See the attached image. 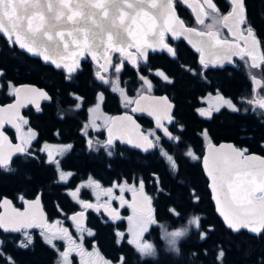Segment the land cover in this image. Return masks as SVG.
Here are the masks:
<instances>
[{
    "label": "snow or ice",
    "instance_id": "1",
    "mask_svg": "<svg viewBox=\"0 0 264 264\" xmlns=\"http://www.w3.org/2000/svg\"><path fill=\"white\" fill-rule=\"evenodd\" d=\"M191 8L195 14L196 21L204 25V17H211L212 24L206 25L207 31H197L195 28H187L184 21L175 14V0H0V35H3L12 47L19 46L20 49L26 50L28 53L42 57L43 62L55 65L57 69L67 70L65 79L72 83L75 74L81 69L79 60L86 54H90L93 60L99 63L102 57L104 64H99V71L94 73V78L103 85H111L110 90L119 93L123 98L122 102L131 113L146 112L154 117L155 127L152 130H142L140 125L136 123L132 115H124L111 120L110 126L107 128L108 138L102 143L107 150L109 156L113 155L112 149L117 139L148 152L155 149L160 140L155 133L157 130L169 139L180 142L179 137H173L169 132V128L165 126L178 124L174 116L176 107L168 97L150 98L148 95H139L141 91L150 92L153 88L151 81L144 75H138L140 88L137 89L138 98L129 97L126 87H120L118 75L116 79L109 80L102 75L101 72H107L105 65L112 67L115 74H119L123 70V61L130 62L134 67L138 66L140 61L146 65L149 50L152 52L164 51L170 54L173 59L177 58L176 49L166 42V35L170 34L173 41L184 37L187 43L193 47L199 54V64L201 72L188 68L187 71L193 75H199L201 79L206 80L204 72L209 66L224 67L233 63L234 57L245 60L250 59L249 78L253 83V92L264 88V80L256 79L252 73V69H259L264 72V51L258 49L264 47V42L257 39L256 30L247 16L245 0H229L230 8L227 13H221L214 0H196V3H190V0H179ZM216 25L226 28L232 34L233 40L221 38L218 31H214ZM243 26V27H241ZM240 41L241 43H237ZM134 49V51H130ZM111 53H119L121 57L120 64H113ZM152 70L149 69V72ZM157 76L163 77L164 81L169 84L175 83L162 71L155 73ZM4 72L0 69V77ZM9 95H15L17 103L9 106L7 115L6 110L0 108V174L19 175L22 179L30 181L32 177L25 173H21L19 169L11 166L13 156L19 154L25 163L41 162V156L45 157V163L55 165V170L59 180L64 181L66 174L60 168V160L57 156H63L70 153L73 144L50 146L44 143L40 147L34 148V143H38V133L28 128L27 133L22 131L21 125H27L28 120L19 115L18 109L22 106L19 96L20 89L13 85L11 81L7 82ZM4 87L0 84V89ZM222 87V86H220ZM38 93L39 97L45 100H51L43 90H32ZM73 99L78 101L74 109L79 110L83 107V98L73 95ZM103 93H99L98 101L102 102ZM217 104L208 110L197 109L199 115L212 118L213 112H220L221 109H227L232 113L247 112L248 109H241L230 98L223 95L218 87L216 90ZM36 104L35 100L31 101ZM252 106V111L256 108L264 109V97L247 100ZM132 105H135L132 107ZM37 111H40L39 104H36ZM89 111L93 114L99 112V103ZM57 115L60 119H64V114L57 107ZM5 124H11L19 136L20 143L12 147L10 142L7 152L4 150V142L7 137L4 136L3 128ZM183 131V125H179ZM99 130L93 119L90 123L82 126L81 135L87 137L88 131ZM59 135V133H57ZM202 138L208 139V151L203 155L202 164L206 175L210 179V188L213 192V199L217 205V211L223 218L226 226L234 232L240 230H248L253 234H264V157L255 154H249L247 148H238L232 144H221L218 147L212 144L211 137L207 130L200 133ZM129 137L124 139V137ZM132 137L141 143H134ZM151 137V139H150ZM89 147H93V141L87 140ZM53 149L56 155L53 154ZM171 162L173 173L178 171L179 164L172 155L162 153ZM187 157L194 160H200L201 157L196 156L189 149L186 153ZM72 173H67L71 176ZM153 180L157 182L156 191L159 194L171 198V192L165 191L163 182L158 176H153ZM94 191L97 200L101 196L107 197V202L100 205H93L88 202L78 201L84 209H94L99 212L101 208L107 213L109 220H102L106 224L108 222H116L121 219L119 211L111 208V201L118 200L120 206L128 204L124 199L125 190L130 191L133 197L139 192L140 199L143 204L133 203L128 205L132 208L133 215L127 219L131 224L129 233L131 239L129 244L134 245L139 252L143 254H155L150 243L144 242L142 236L148 231L149 226L156 223L154 210L151 207L152 199L144 194L145 183L141 178L138 188L127 184H113L112 187L102 188L97 181L90 180L87 185ZM119 188L121 195H114V188ZM80 189L77 188L71 192L73 197H79ZM190 195L194 193L190 192ZM19 199L23 201V196ZM199 197L196 196L193 203H198ZM39 204L37 198L35 204L30 203V207ZM0 206L4 207V211L0 212V229L5 232H20L25 240H22L20 246L28 247L33 242V236L29 229H41L40 236L46 244L59 252L56 248V240H66L68 247L65 251L59 252V258L56 264H71L69 256L75 252L81 257V264H86L83 260L85 256H99V251L93 244V251L87 252L83 248V239L85 234L88 237L96 236L93 229H89L81 224L80 218L84 217V213L80 212L71 217L75 221V227L80 234V244L72 240L68 230L65 228H54L53 225L47 223L46 220L41 221L35 213L31 211L21 212L11 206V201L3 198ZM169 211L175 213L174 209ZM200 217H194L191 223L199 227ZM59 224V222H57ZM208 231H214V226H209ZM173 236H179L181 233H173ZM117 243L119 244L125 233L117 232ZM201 239L206 238V233H201ZM3 241L0 240V257L4 256L2 251ZM206 254V253H205ZM195 255V254H194ZM224 256L221 250L218 259ZM9 264H15L11 257H5ZM104 264H112L111 261H104ZM119 264H126L123 257L120 258ZM264 264V261L261 262Z\"/></svg>",
    "mask_w": 264,
    "mask_h": 264
},
{
    "label": "flooded vegetation",
    "instance_id": "2",
    "mask_svg": "<svg viewBox=\"0 0 264 264\" xmlns=\"http://www.w3.org/2000/svg\"><path fill=\"white\" fill-rule=\"evenodd\" d=\"M215 1L217 0H214V2ZM216 5L218 8L219 6H221L218 4ZM229 7L230 6H228L227 10L229 9ZM186 18H188V16H186ZM206 18L207 17L204 18V21ZM210 19L212 18L210 17ZM195 23L199 24L194 20L193 16L190 21L188 20L187 22H184V24L187 26H193L198 29H202L194 25ZM223 30L224 33L222 31L220 32L219 30L216 31H218L221 38L232 39L231 37H229L227 31L224 28ZM166 42L170 44L174 49H177V60L167 61V59H165L163 56L168 58L171 57L164 51L152 52V50H149V56L146 65L143 61H140L138 63V66L134 67L131 63L125 60L123 61V65L125 63V77H120L122 71L117 75L121 82L120 87H126L129 97H138L137 89L140 88V82L137 77L138 75H144L151 81V83L153 84V88L150 92L141 91L139 95H165L173 104L176 105L173 111L178 124L168 125L165 121V126L169 128V132L172 133L173 137H179L181 140L182 137L189 135L188 129L187 127H185V123L187 122V120L185 122V119L188 111L187 113H185V111H183L182 109L190 110V114L193 115V118L195 119L197 118L203 121H210L212 119L199 115L197 111V109L208 110L205 106L206 104L203 101V98L208 94H216L217 89L210 90L207 88L208 85L214 83V81L210 77H208L210 73L209 70H222V72L224 73L222 79L224 80L225 84L222 82L223 91L221 92L225 97L230 98L233 103L237 105V107H240L239 104H248L247 100L264 97V88L258 89L256 91L259 92L260 95L253 92V83L248 75L250 62L247 57L245 58V60H241L239 57H234L233 63L228 64L224 67L210 65L209 68L204 72V75L206 76L205 80L201 79L199 75H193L192 73L187 71L188 68H191L197 73L201 72V65L199 64L197 59V52L193 51L182 38L173 41L171 36L167 34ZM238 42L241 43L240 41ZM5 43H8V41L3 35H0V45ZM188 49H190L195 54L189 52ZM260 51H262L261 48ZM114 55L112 56V63L120 64V55L117 54L120 59L116 61H114ZM30 57L31 56H29L28 58ZM160 57L162 59H159ZM33 58L38 60L44 66H49L57 71L59 70L56 67L43 63L37 57L30 58V62H32ZM91 64L94 63L91 61ZM95 66L97 67V71L98 66ZM149 69H151L152 71L149 72ZM62 71L64 75H66V72L64 70ZM110 71L112 74H115L112 68ZM157 71H162L170 79H173L175 83H167L166 81H164L163 77L157 76L155 74ZM234 71H244V73L248 76L247 79L249 81L250 90L248 95L244 97L231 96L229 74L230 72L233 73ZM251 71L256 79L264 80V72H261L259 69H252ZM92 75L94 78V72ZM8 81H11L16 87L21 84H34L38 87L43 88L48 96L52 98L50 92L47 90L46 86L43 85V83H41V85L39 86L35 84L36 82H33V80H25L22 78H19L16 83L9 78H5L4 75L3 77H0V84L4 85V87L0 89V94L9 95L6 91ZM95 82H97L98 85L83 83V86L85 88L84 90L80 91H75L74 89L70 91L69 89H65L61 92L55 89L57 93L61 92L63 96L66 93L68 99L62 101H53L52 99L41 101L37 103L40 106V111H37L36 105L34 106L30 104L26 105L21 110L22 117L28 120L27 125H21L22 131L24 133H27L28 128H31L36 133H38V143H34V148L40 147L44 143H47L50 146L66 145L71 143L74 145V147L72 148L70 153L63 156H57V159H59L61 162L60 168L66 174V179L64 181L59 180L58 174L55 170V165H49L44 162L45 157L43 155L41 156V162L39 163H25L22 157L19 156V154L14 156L11 166L13 168L19 169L20 172L22 170H33L37 172L39 171L41 176H39L40 178L38 182L40 183H33L28 188L27 184H30V181L26 182L27 192L25 193L24 190L21 189L22 183L19 185L15 184V186L7 190V187H5V179H7L6 174H0V201L2 197L7 196L10 198L13 207L17 208L18 210H23L24 202L28 199L34 198L39 193L42 208L44 211V220H46L48 224L53 225L54 228L62 227L67 229L72 240L76 241L77 244L81 243L80 234L75 227V221L71 219V217L80 212H83L84 221H80L81 224L89 229H93L96 232V236L94 237V239L92 237H88L85 234L83 239V248L87 252H92L93 244H95L96 248L99 251L98 257L95 255H93L92 257L85 256L83 260L86 262V264H104V261H111L112 264H119L121 257L124 258L126 264H144L140 260L148 258L151 254H143L139 252V250L134 245L128 243V240L132 237L129 233L131 224L127 219L129 216L133 215L132 208L128 205L133 203H139L142 205L143 201L138 200L137 202H133L134 197L132 193L125 190L123 196L124 199L128 201V204L121 207L118 200L111 201V208L119 211L121 219L114 223L108 222L104 224L101 221L109 220V217L102 208L99 212L95 211L94 209H84L78 201L88 202L93 205H100L107 202V197L101 196L99 200H97L96 195L91 188L81 186L87 185L89 181L92 180L99 182L102 188L112 187L114 183L123 184L125 182H127L129 186L138 188L139 181L142 178L145 183L144 194L152 199L151 207L154 210V217L156 220L162 215L154 200V194L158 185L157 182L153 180V176H158V174L149 170L150 167H153L154 169L156 168L152 166V164H146L145 166H140L138 164H126L123 163L121 158L126 155L146 154L154 151L155 155H159L165 161L171 163L167 160V157L165 155H162V153H167V155H172L173 157L176 155V153L173 152L174 149H171V147L168 148L169 141L174 139L166 138L161 132L156 131L155 135L160 137V140L157 143V147L146 153L135 150L126 144L119 143L116 140L114 143V148L112 149L113 155L109 156L103 144L96 142H104L107 140L105 127L107 126L110 118L113 115L123 111L130 112V110L124 106L122 102L123 98L119 95V93H114L110 90L111 85H101L102 83L97 81V79H95ZM44 83H46L47 85H51L50 81H45ZM69 93L78 95L83 98L84 103L82 108H80L79 110L69 111L70 109H74L76 103L78 102L74 100L73 96H70ZM99 93L104 94L102 102L98 101ZM9 96L10 98L8 101L12 99V95ZM98 103L99 111L107 116V120L105 123H103L100 119L95 118V123L99 130L90 129L88 131L87 137H85L81 135L80 130L83 125L90 123L93 120H90V117L88 116L89 109L93 108ZM57 107H59L61 112L64 114V119H60L59 116H54V114L57 113ZM258 109L262 112V114L256 120V124L258 125L259 129L264 130V109ZM222 110L224 112H230L227 109H221V111ZM215 114L216 112H213L212 117ZM134 116L140 123L141 129L145 130V132L154 129L152 122L145 116L140 114H135ZM215 123L216 122H213V126L215 125ZM179 125H183V131H181ZM205 129L210 136V132L207 126H202L199 132L201 133L202 130ZM4 130L8 134V137L12 143L20 141L19 136L21 135V133L17 132L14 127L5 125ZM190 132L191 133L189 136L192 139L193 136L197 134L196 127L193 126ZM57 133H59V135H57ZM210 137L211 141H213L212 136ZM89 139L93 141V147L88 146L87 140ZM204 139L208 142L207 138ZM260 145L262 148H264V143L261 142ZM239 147H241L242 149L247 148L248 152H254L251 151L248 146ZM188 150L189 148L186 149V151ZM53 154L54 156L56 155L54 149ZM261 155H264V153ZM102 156L105 158L116 157V160L112 164H108L106 161L107 165L103 167L101 162ZM67 173H72V175L67 176ZM77 188L80 189L79 197L71 196L70 193L75 191ZM137 194H139V192ZM114 195H121L118 187L114 188ZM20 196H23V201L19 199ZM57 222H59V224H57ZM156 226H158L157 220L156 223L150 225L148 231L143 234L142 239L144 242L150 243L152 245V232ZM28 231L33 236V242L29 244L28 247H22L20 246V243L22 240H25V238L22 236V233L5 232L0 229V240L4 242L2 245L4 256L0 258H3L5 260V264H9V261L6 260L5 257H11L15 264H19V258L28 257L30 255H34L42 259L41 264H56L59 258V252L65 251L69 246L66 240H56L55 243L56 248L59 249L58 252L56 249H53L48 244H46L41 238V229L33 228L29 229ZM117 232L125 233V236L119 244L117 243ZM8 238L10 240H13L14 244H8ZM17 249H29V252L23 254L22 252H17ZM69 260L71 261V264H81V257L75 252L70 254Z\"/></svg>",
    "mask_w": 264,
    "mask_h": 264
},
{
    "label": "trees",
    "instance_id": "3",
    "mask_svg": "<svg viewBox=\"0 0 264 264\" xmlns=\"http://www.w3.org/2000/svg\"><path fill=\"white\" fill-rule=\"evenodd\" d=\"M219 6L221 13H224L228 6V0L215 1ZM247 16L251 21L253 27L256 30L258 40L264 42V0H245ZM176 13L184 22L192 19L189 9L175 0ZM188 16V18H186ZM213 19L207 17L204 25H194L200 28L207 29L206 25L212 24ZM216 30L222 31L223 28L220 25H216ZM264 51V47L261 48ZM189 52L193 53L190 49ZM177 52V49H176ZM115 59L119 60L120 57L115 54ZM29 56L25 52L19 50L16 46L12 47L8 43L0 45V69L4 71V77L9 78L16 82L19 78L25 80H33L35 84L41 85L43 83L52 96L54 101H62L68 99L66 93L62 95V90L69 89L72 91L84 90L83 83L96 84L95 78H93V72L95 66L91 64L90 59L84 56L80 60V70L75 74L72 83H69L65 79V75L61 69L58 71L52 69L49 66H44L38 60L32 59L30 62ZM167 61L177 60V58H168L163 56ZM159 59H162L161 57ZM35 60V61H34ZM200 67V66H199ZM125 63L120 77H125L124 73ZM209 75L214 83L207 86L208 89L220 88L223 91L224 80L222 79L224 73L222 70L212 71L209 70ZM244 71L230 72V90L231 96L244 97L249 93V81L248 76ZM223 80V81H222ZM50 81L51 85L44 83ZM17 83V82H16ZM225 84V83H224ZM240 84V85H239ZM222 86V87H220ZM57 89L58 92L55 90ZM9 95L0 94V103L8 101ZM71 100V99H70ZM239 108L248 109L247 112L241 111L240 113L224 112L223 110L216 113L210 121H203L201 119L193 118L190 114V110L182 109L186 115L185 127H187L189 135L191 129L196 127L197 134L191 139L189 135L182 137L179 143L174 140H170L168 148L174 149L176 153L174 158L179 164V169L173 173L171 164L165 161L159 155H155L154 151L146 154H132L122 157L123 163L126 164H138L145 166L146 164H152L156 169L150 167L149 170L156 172L163 182L165 191L171 192V198L165 195L159 194L155 191L154 200L156 206L162 215L157 218V224L161 226L172 227L183 224L186 222L190 213L199 214L200 217L199 227L194 226L190 235L187 238L182 239L179 243L180 254L174 255L171 252H165L160 248V240L158 238L157 231L152 236V242L155 244L158 250V258H156V251L154 255H150L148 258L140 260L144 264H261L264 261V234L251 235L245 230L239 232H232L226 228L216 213L214 212L213 204L210 200V194L206 187V179L202 173L199 160L190 159L187 157L186 149H191L196 156H201L204 138L200 135V128L207 126L210 136L213 141L229 140L237 146H248L251 151L256 153H264V148L261 147V142L264 143V130L259 129L256 124V120L261 116L262 112L256 108V111H252V106L249 104H239ZM58 117L57 113L54 114ZM213 122H216L213 126ZM214 127V128H213ZM116 160V157L105 158L102 156V166L112 164ZM107 161V163H106ZM21 173L30 175L32 179L28 188L33 183H40L38 171L22 170ZM5 187L9 190L11 187L21 184V189L24 193L27 192V180H24L19 175L6 174ZM194 193V195H190ZM199 197L198 203H193L195 197ZM174 209L175 213L169 211ZM214 226V231L209 232V226ZM201 233H206V238L201 239ZM160 237V235H159ZM8 244H14L13 240L8 238ZM30 249V248H29ZM29 249H17L19 253L26 254ZM224 252V256L218 259L220 251ZM206 253V254H205ZM195 254V255H194ZM40 258L30 255L28 257L19 258V264H41ZM135 260V259H134ZM139 260V259H138ZM5 260L0 258V264H5ZM139 264V263H136Z\"/></svg>",
    "mask_w": 264,
    "mask_h": 264
},
{
    "label": "water",
    "instance_id": "4",
    "mask_svg": "<svg viewBox=\"0 0 264 264\" xmlns=\"http://www.w3.org/2000/svg\"><path fill=\"white\" fill-rule=\"evenodd\" d=\"M228 2H229V0H228ZM190 3H193V4H195L196 3V0H190ZM183 5H185V4H183ZM186 6V5H185ZM229 6H230V4H229ZM189 10H190V12H191V14H192V16H193V18H194V20L196 21V18H195V14L192 12V10H191V8H189L188 6H186ZM230 8V7H229ZM229 11V9L225 12V13H227ZM175 14L177 15V13H176V9H175ZM178 16V15H177ZM179 17V16H178ZM180 19H181V17H179ZM205 18V17H204ZM182 20V19H181ZM197 22V21H196ZM198 23V22H197ZM185 25V24H184ZM185 27H187V28H195L197 31H207V29L206 30H202V29H198V28H196V27H193V26H187V25H185ZM226 31H227V33H228V35H229V37H231L232 39H228V38H224V39H228L229 41H231V40H233V36H232V34L231 33H229L228 32V30L226 29V28H224ZM214 31H216V30H214ZM169 36H170V34H168ZM183 40H184V42L193 50V51H195V52H197L193 47H191L188 43H187V41H186V39L184 38V37H181ZM237 43H239L238 41H237ZM170 45V44H169ZM171 46V45H170ZM19 50H21V51H23V52H25L27 55H29V56H31V57H37V58H39L42 62H43V60H42V57H38V56H36V55H33V54H30V53H28L26 50H22V49H20L19 48V46H16ZM151 50V49H150ZM130 51H134V49H130ZM167 55H170V54H168L167 52H165ZM115 53H111V57L114 55ZM117 54H119V53H117ZM197 59H198V62H199V59H200V54L197 52ZM260 54V49H258V51H257V55H259ZM120 55V54H119ZM86 56L94 63V64H96L97 66H98V70L97 71H99L100 69H99V64H104L105 63V61H104V59L101 57L100 59H99V63L96 61V60H93L92 58H91V55L90 54H86ZM84 57V56H83ZM83 57H81L80 58V60L83 58ZM80 60H79V65H80ZM249 62H250V64H251V61H250V59H249ZM43 63H45V62H43ZM130 63V62H129ZM45 64H49V65H51V66H53V67H55V65H53V64H51L50 62H48V63H45ZM107 68H108V70H109V68H110V66L109 65H105ZM64 71L67 73V70L66 69H64ZM102 73H105V72H101V74ZM103 75V74H102ZM98 81V80H97ZM21 91H20V96H19V100H20V102H21V104H22V106L21 107H19V109H18V112H19V115L22 117V113H21V110L26 106V105H28V104H30V105H36L37 103H39V102H41V101H46L45 99H42V98H40L39 97V95H38V93H34L32 90L33 89H37V90H43L44 92H46L43 88H41V87H38V86H36V85H34V84H21V85H18L17 86ZM143 95H148L150 98H162V97H166L165 95H150V94H143ZM138 98V97H137ZM17 97L13 94L12 95V99L10 100V101H7V102H5V103H0V108H3V109H5L6 110V112H5V115H7V110L9 109V106H11V105H13V104H16L17 103ZM35 100V102H36V104H34V103H32L31 101L32 100ZM135 105H133L132 107H134ZM257 108H259V107H257ZM135 114H140V115H143V116H145L147 119H149L151 122H152V124H153V126L155 127V120H154V117H152V116H150L148 113H146V112H143V113H141V112H137V113H131V112H127V111H123V112H120V113H117V114H115V115H113L111 118H110V121H109V123L107 124V126L105 127V134H106V137L108 138V132H107V128H108V126H110V124H111V120H113V119H116V118H118V117H122V116H124V115H132V117H133V119L136 121V123L137 124H139L140 125V123L136 120V118H135ZM5 125H9V126H11V127H13L11 124H5ZM4 125V126H5ZM140 127H141V125H140ZM157 131H159V132H161L162 133V131H160V130H157ZM3 133H4V136H6L7 137V141H5L4 142V150H5V152H7V149H8V146H9V142H10V144H11V146L12 147H15V145H17V144H19L20 143V141H17L16 143H12L11 141H10V139H9V137H8V134L5 132V130H4V128H3ZM163 134V133H162ZM164 135V134H163ZM165 136V135H164ZM166 137V136H165ZM129 137H127V136H125L124 137V139L126 140V139H128ZM166 138H168V137H166ZM132 139H133V142L134 143H141L142 141H138V140H136V138L135 137H132ZM117 141L119 142V143H123V144H126V145H128V146H130L131 148H133V149H135V150H138V151H141V152H143V153H146V152H144L143 150H141V149H138V148H135V147H133V146H131V145H129V144H127V143H125V142H123L122 140H120V139H117ZM212 142V144H214L215 146H219V145H221V144H225V145H227V144H232V145H234L235 147H238V148H241V147H239V146H237V145H235L232 141H229V140H220V141H211ZM242 149V148H241ZM151 150H153V149H150L149 151H151ZM148 151V152H149ZM207 151H208V142L207 143H205L204 145H203V149H202V153H201V159L199 160V164H200V167H201V170H202V173H203V175H204V177H205V179H206V187H207V189H208V191H209V194H210V200H211V202H212V204H213V208H214V212L216 213V215L218 216V218L220 219V221L222 222V224L226 227V228H228L227 226H226V223H225V221L223 220V218L219 215V213H218V211H217V205H216V203H215V201H214V199H213V196H214V194H213V192L211 191V188H210V179H209V177L206 175V172H205V170H204V168H203V164H202V158H203V155L204 154H206L207 153ZM249 154H255V155H258V156H262V157H264V155H261V154H258V153H254V152H248ZM16 155H18V154H16ZM16 155H14V156H16ZM13 156V157H14ZM3 198H7L9 201H11L10 200V198L9 197H7V196H4V197H2V199ZM37 198H39V204L38 205H35L34 207H30V203L31 204H35V202H36V200H37ZM2 199H1V201H2ZM138 200H140L141 201V199H140V195L139 194H137V196L136 197H134L133 198V202L135 201V202H137ZM11 206L13 207V205H12V203H11ZM98 206V205H97ZM13 208H15V207H13ZM17 209V208H16ZM103 209V208H102ZM5 209H4V207L3 206H1V210H0V212H3ZM104 210V209H103ZM19 211H21V212H24V211H31L32 213H35L36 214V216L41 220V221H44V211H43V208H42V204H41V200H40V194L38 193L34 198H32V199H28V200H26L25 202H24V208H23V210H19ZM77 215V214H76ZM77 219H80V221L81 222H83L84 221V217L83 218H80L79 216H77ZM229 229V228H228ZM231 230V229H230ZM242 230H244V229H242ZM232 231V230H231ZM246 232H248L249 234H251V235H256V234H253V233H251L250 231H248V230H245ZM232 232H234V231H232Z\"/></svg>",
    "mask_w": 264,
    "mask_h": 264
},
{
    "label": "clouds",
    "instance_id": "5",
    "mask_svg": "<svg viewBox=\"0 0 264 264\" xmlns=\"http://www.w3.org/2000/svg\"><path fill=\"white\" fill-rule=\"evenodd\" d=\"M199 214L190 213L186 222L176 226L175 228L172 227H165L164 225L161 226L160 230V237L164 245L165 252H171L174 255L180 254L179 243L182 239L187 238L190 235L192 228L195 226L193 221L194 217H198ZM173 233H181L179 236H173ZM153 250L156 251V258H158V250L156 249L155 244H152Z\"/></svg>",
    "mask_w": 264,
    "mask_h": 264
},
{
    "label": "rangeland",
    "instance_id": "6",
    "mask_svg": "<svg viewBox=\"0 0 264 264\" xmlns=\"http://www.w3.org/2000/svg\"><path fill=\"white\" fill-rule=\"evenodd\" d=\"M197 25H201V24H197ZM197 27H199V26H197ZM200 28V27H199ZM203 29V28H202ZM94 65V64H93ZM96 65V64H95ZM94 65V66H95ZM96 66H95V70H94V73L96 72ZM111 68L112 67H110V69L106 72V73H102L103 75H105V77L107 78V79H109V80H113V79H116V76H117V74H112L111 73ZM98 70V69H97ZM101 85H103V84H101ZM6 91L9 93V88H8V86H7V88H6ZM256 94H258V95H260V93L259 92H256ZM203 101L205 102V106H206V108L207 109H209L210 107H212L213 105H216L217 104V100H216V94H214V95H206L204 98H203ZM88 116L90 117V120L91 119H95V118H98V119H100L103 123H105L106 122V120H107V116L104 114V113H102V112H98V113H95V114H93V113H91L90 111H89V114H88ZM205 140V139H204ZM204 142H207V140H205ZM171 164V163H170ZM158 225V224H157ZM160 230H161V228L159 227V225L158 226H156L155 227V229L153 230V232H152V236H154L155 235V232L157 231V234H158V231H159V234L157 235L158 236V238H159V240H160V248L162 249V250H164V245H163V242H162V240H161V237H159V235H160ZM22 236H23V234H22ZM24 237V236H23ZM152 240H153V238H152ZM152 242V241H151ZM152 244H154L153 242H152ZM152 255V254H151Z\"/></svg>",
    "mask_w": 264,
    "mask_h": 264
}]
</instances>
